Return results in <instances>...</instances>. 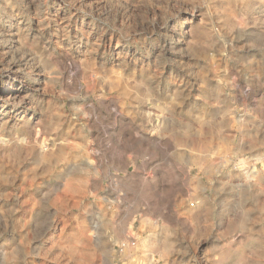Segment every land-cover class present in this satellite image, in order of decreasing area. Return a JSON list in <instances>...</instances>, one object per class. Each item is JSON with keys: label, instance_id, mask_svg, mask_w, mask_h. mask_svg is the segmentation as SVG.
<instances>
[{"label": "clouds", "instance_id": "obj_1", "mask_svg": "<svg viewBox=\"0 0 264 264\" xmlns=\"http://www.w3.org/2000/svg\"><path fill=\"white\" fill-rule=\"evenodd\" d=\"M0 264H264V0H0Z\"/></svg>", "mask_w": 264, "mask_h": 264}]
</instances>
